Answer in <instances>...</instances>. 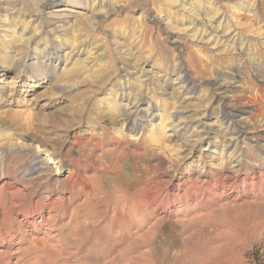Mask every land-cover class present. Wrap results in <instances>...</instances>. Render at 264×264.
<instances>
[{"label": "rangeland", "instance_id": "1", "mask_svg": "<svg viewBox=\"0 0 264 264\" xmlns=\"http://www.w3.org/2000/svg\"><path fill=\"white\" fill-rule=\"evenodd\" d=\"M46 1L0 0V103H5L4 107H0V112L7 114L0 115V159L4 158L6 166L11 165L13 171H27L31 158L35 156L34 146L38 145L24 132L14 135L10 130L13 126V111L27 108L33 114L45 108L44 112L52 114L71 103L74 107L85 103L91 111L77 114L68 110V113L61 114V118L78 121L66 131L60 156L55 157L64 160V173L59 179L65 180L67 168L72 163L70 159L79 158L85 162V156L93 154L91 159L96 158L100 163L97 161L93 174L97 173L99 182L104 181L107 197L96 200L92 198L87 207L96 208L102 214L104 205H110L114 210L110 211L109 217L113 214L118 215L117 219L122 216L120 211L115 210V206L120 205V199L113 197L117 196L116 191L134 193L155 178V181L166 179L164 181L173 180L177 184L180 177H186L201 185L206 173L219 176L231 173L230 169L236 167L237 158L243 154L246 161H249L247 157L251 153L255 158L258 153L264 157V34L261 33L264 21L257 12L243 10L242 5H248L246 0H212V3L208 0H179L186 8L178 2L167 0L159 4L150 0H64L61 4L63 6L57 3L44 8L43 3ZM258 2L252 0L254 5ZM60 10L63 11L58 12ZM220 13L223 14L221 19ZM60 14L61 17L73 18H63L64 21H71L65 23V32L50 35L42 31L41 28L47 25L51 28V24L60 20L56 18ZM169 33H174L175 38L183 43L181 52L173 47L172 34ZM33 37L36 42H32ZM57 43H61L64 50L61 56L63 63L59 64L56 72L61 75L74 68L83 69L81 78L69 79L65 76L52 81L45 78L46 68L41 65V60L45 58L38 52L43 50V46L51 47ZM78 51L81 52L77 61H72V54ZM128 71L138 72L137 75H131V78L123 79L121 76ZM185 74L190 77V85L184 83ZM35 76L40 78L36 80ZM192 83L196 88L194 94L188 91ZM46 92L52 96H43L42 93ZM76 93L80 94L79 98L71 102L70 97ZM122 96L126 99L123 102ZM14 98L16 105L12 101ZM139 99L146 102L143 106L145 110L140 111V114L149 111L152 115L141 133H133L121 115L122 108ZM109 104L116 107V110L109 112ZM94 108L97 113L93 112ZM8 109L11 111H6ZM175 113L177 117L173 116ZM226 113L235 114L231 123H223ZM237 129L246 130L248 137L243 141L238 140L237 150L229 155L227 150L236 143L234 132ZM78 131L84 144L72 145L75 142L74 133ZM8 137L12 138L10 142ZM66 150L70 151L69 158ZM48 153H51L50 150L43 154L45 156ZM244 164L249 169V164ZM51 169H46L43 174L47 179L49 174L52 175ZM13 171L8 168L5 174L4 169L0 171V188ZM20 176L17 174L16 179H20ZM46 177H39L41 181H28L27 190H35L34 193L38 194ZM19 187L23 188L22 185ZM78 202H82V198L73 202L75 204L71 206L70 214L71 211H76V216L82 214L77 209ZM4 203V199H0L2 207ZM175 206L178 207L172 209L175 211L171 218L163 219V223L158 225L161 227L157 228L152 245L142 243L141 250L148 252L144 264H187L182 256L174 257L175 252L183 246L191 248L197 244L200 235L194 233L201 228L200 225L199 229L197 225L187 229L182 227L183 223L179 221L190 218L184 214H193V217L199 216L205 219L203 221H209L206 229L211 232L226 222L230 225L235 223L233 227L239 235L232 240V244L237 245L240 251L239 248L235 254L221 251L214 256L212 264H223L231 258L233 264H264V228L261 229L264 225H260L263 231L258 235L252 232L254 223L264 221L263 205H247L250 208L236 206L222 210L213 199L198 195L197 201L194 200L187 210L181 209L184 205L180 206L178 202ZM136 219H141V215L134 214L132 223ZM65 220L57 221V228L52 231L54 235L59 233L62 224L69 223L70 218ZM83 220L79 218V221ZM152 221L143 225L144 232L155 220ZM116 222L115 230L110 228L111 225L104 224L106 220L98 225L81 224L79 230L70 224L65 228L63 226L61 232L70 248H76L71 252L76 253L80 249L70 264L84 261L87 249L92 250L91 254L97 257L90 260L91 264L116 261L125 245H133L135 239L133 234L127 236L126 221L120 225L122 236H118L116 232L119 230L116 227L119 224ZM107 225L109 228L102 232L100 227ZM193 227L196 228L194 231ZM135 228L132 233L136 231ZM32 235L35 234L28 230L27 236L32 238ZM72 237L80 243L76 245ZM121 237L122 240H129L123 244ZM116 240L120 244H114ZM135 244L133 250L135 246L140 250L141 243ZM10 262L17 263V257H13ZM129 263L139 262L134 258Z\"/></svg>", "mask_w": 264, "mask_h": 264}, {"label": "bare ground", "instance_id": "2", "mask_svg": "<svg viewBox=\"0 0 264 264\" xmlns=\"http://www.w3.org/2000/svg\"><path fill=\"white\" fill-rule=\"evenodd\" d=\"M151 1H153L154 4L156 2L157 3L158 2H160V3L165 2L164 0H150V2ZM208 1H210L212 3V0H208ZM64 2H65L64 0H47L46 2L43 3V7L49 8V7L55 6V4H57V3H59L60 6H63L61 4H63ZM167 2H172V3L178 2V3H180V6H184V8H186V6L182 5L181 1H179V0H167ZM246 2L248 3V5H246V4L242 5L243 10L247 9V11H249V12H251V11L257 12L260 19L262 21H264V0H259V2L256 5L252 4V0H246ZM199 3L201 4V2H199ZM249 4H250V6H249ZM216 8H218V7L216 6ZM190 9H194V8L191 7ZM61 11H63V10H60L58 12H61ZM220 14L221 15L219 16V19H221V17L223 16L222 13H220ZM216 16H217V14H216ZM239 16L236 18H239ZM56 18L60 19V20L51 24L52 25L51 28H50V25L49 26L47 25V26L41 28V29H43L42 31H44L50 35H52V33H54V32L61 34V33L65 32V29H64L65 23L71 22V21L70 22L64 21V19H70V20L73 19L72 17H67V16H66V18L64 16L61 17V14H60V16H56ZM214 19H217V17ZM214 21H216V20H214ZM254 24H256V23H254ZM253 26H255V25H253ZM251 28H252V26H251ZM262 29H263V31H261V33L264 34V25L262 26ZM246 30H248V29H246ZM234 31H232L231 34ZM249 32H251V31H249ZM169 34H172L171 42L173 44V47L177 50H180V52H181L182 47H183V43H181L180 41H178L175 38L174 33H169ZM31 40H33L32 42H36L35 37H33V39H31ZM57 40H58V38H57ZM63 50H64V46L61 43H59V44L57 43L51 47L43 46V50L38 52V53H41L42 55H44V58H45L44 61L41 60V65L44 68H46V72H45V74H46L45 78L46 79H48L50 81L54 80L55 78L60 80L62 77H65V76L69 79H76V78L79 79L83 75V69L81 70V69H76V68L69 70L68 72L64 71L65 72V74L63 72L64 75L63 74L60 75V73L56 72L59 69V64L61 65L63 63V59L61 58ZM80 52L81 51H78L75 54H72V55H74L72 61H74V60L77 61L78 55H80ZM52 69L54 71H52ZM137 72L138 71H132V72L128 71V72H125L121 77L123 79H126V78L130 77L131 75H137ZM38 78H40V76L34 77V79H36V80ZM184 83H186V84L190 83V77L187 74H185V76H184ZM193 85L194 84L192 83V85L188 89L190 94H194L196 92V88ZM17 93H20V92L17 91ZM166 94H169V93H166ZM42 95L43 96L46 95L47 97L52 96L51 93H49V92L42 93ZM79 95H80L79 93H76L75 95L71 96L70 101L71 102L76 101L79 98ZM18 96H20V94H18ZM40 97H41V95H40ZM125 100L126 99L124 98V96H122L121 102H123ZM5 101H8V100H5ZM12 101L16 105L15 98L12 99ZM1 102H3V101H1ZM147 103H149V102H147ZM71 104H69V106H67V107H62L60 110H57L52 114H47V112H44L45 108H43V109L40 108L36 113H33V114L27 108L13 111L14 115L11 116L13 118L12 119L13 122H11V123H13V126H12V128H10V130L13 132L14 135H20L21 132L22 133L24 132V134L29 136L31 139H33L34 141H37L38 145L34 146L33 150L35 151V156L33 158H31V160L29 162V168L25 172H23V171L19 172L20 170L19 171L18 170L13 171V169H11V167H10L11 165L6 166V163H5L6 161L4 160V158L0 159V171L2 169H4V174L6 173L7 168L9 170L13 171V172H11L12 174L9 175L8 181L5 182L2 185V187L0 188V199H4V202H5L3 207H2V205H0L3 208L2 209V216L0 218V263L1 264H10L11 263L10 260H12L13 257H17V263H15V264H70L71 260L73 261V259H75L74 257L78 255V252L80 249H78V251L76 253L71 252L76 248H70V246L68 244V240H66V238L64 237L65 235H63V232H61L62 227L64 226V228H65L68 224H70L69 226H71L73 228L75 227V229L79 230L80 229L79 226L81 224L83 226H84V224H85V226H90L91 224H97L98 225V223L105 222V220L107 223H104V224L105 225L106 224L111 225L110 228H113V229L115 228L114 222H116V221L118 222L119 225L118 226L116 225L117 226L116 228H118V230H119L116 232V234L118 236H122V232H121L122 227L120 225H121V223L126 221L128 225H127V227L125 225L124 228L126 227L125 229L127 230V236H129L130 234H133L135 237V239H133L134 244L137 242L141 243L139 245L140 250L136 249V246H137L136 244H135L136 246H135L134 250H133L134 244L128 245V246L125 245V248L122 249L121 254L118 256V259L116 258L117 259L116 260L114 257V259L116 261L110 262V259H108L110 262L109 264H128L130 261L134 260V258H135L136 262H139L138 264H144L145 261L147 260L146 255L148 254V252H143L141 250L142 243L144 245H146L145 243H147L148 245H152L153 236L156 234L157 228L160 229V227H161V225H160V227H158V225L163 221V219L171 218L173 211H175L172 209L175 207H178V206H175L177 202L180 204V206L184 205V207H181V209L184 208L185 210H187L189 205H191V203L194 200H195V202L197 201L198 195H204L207 199H211V200L213 199L215 203L217 202L218 207H220L219 209H222V210L226 209V208L228 209V207L233 208L236 206L237 207H243V206L245 207L247 205H254V206L263 205L264 206V157H261V155L258 153L257 157L255 158L254 155L250 152L251 154L249 153L250 155L247 157L249 159V161H246L244 159V156H245L244 154H243V156L241 155L239 158H237L236 167L230 169L231 173L228 172V173L221 175V176L206 173V175H204L205 177L201 181V183H202L201 185H197L196 181H192L191 179H189V178L187 179L186 177H185L186 179L184 177H180L177 184H174L173 180L164 181L166 179H164L162 181L163 182L162 183L160 181H155V179H156L155 178L156 176H155L154 180H149V182L146 184L145 187H142L140 190H137L134 193L126 194L123 192L120 193V192L116 191L115 195H117V196H113V195L112 196L114 198L117 197L120 199V201L118 200L120 202V205L117 207L115 206V210L120 211L119 214L122 215V216L118 217V219H117V216H118L117 214H113L111 217H109L110 211L114 210L113 208H110V205H106V204H105L106 206L104 205V209L102 211L103 212L102 214H101V211L96 209V208H88L87 204L91 202L92 198H94V200H96L97 198L100 199L102 197L103 198L107 197V191L105 190L106 187L104 186V181L101 180L99 182L98 180L100 179V177H97V173L93 174L95 172L94 171L95 165H96L98 159H96V158L91 159L93 154H88L87 156H85L87 159L85 162H81L80 160H78L79 158L78 159H76V158L70 159L69 161H71L72 163H71V167L67 168V170H68L67 176H66V178L64 177L65 178L64 181H60L59 178L62 175V173H64L63 172L64 171V164H63L64 160L63 161H62V159L57 160L55 158L56 156H60L61 149H62V146L64 143L63 140L66 137V131L68 129H70L72 127V125H76V121H78V120H76V121L72 122V120L70 121V120L61 118V114L66 113L68 110H72L73 112H75L77 114L91 111V109L85 103H84L85 105L80 104V105H77L75 107ZM144 104H146L145 100L139 99L137 102L127 103L124 106L125 108L124 107L122 108L123 110H122L121 115L123 117H125V119L127 120L128 124H129L128 128H129L130 132H133V133L140 132L141 133L142 128L145 126V124L149 120V117L152 115V113L149 111H147L146 113L140 114V111L145 110L143 108ZM4 105H5V103L4 104L0 103V107H4ZM46 106H48V104ZM91 108H92V106H91ZM100 108H102V107H100ZM107 109L109 112H112V111L116 110V107L109 104ZM6 111L10 112L11 110L8 109ZM93 112L94 113L96 112L95 108L93 109ZM1 114L7 115L6 112H3V113L0 112V115ZM139 114H140V116H139ZM134 115H136V116H134ZM177 115L178 114L175 113L173 116L177 117ZM234 117H235V114H230V113L224 114L223 123H229V122L231 123V121ZM9 121H10V119H9ZM150 123H151V121H150ZM234 133L236 135V137L234 139L236 143L233 147L231 146L227 150L229 155L234 154V152L237 150L238 140L243 141L244 139H246L248 137V132L246 130H243V129H237ZM73 138H74L75 142L72 143V145L84 144V140L80 136V131H78L77 133H74ZM11 139L12 138H9L8 142H10ZM7 145L8 144H6V147H7ZM86 145H88V144H86ZM19 146H21V145H19ZM67 149H69V148H67ZM48 150H50L51 153L50 154L48 153L47 155L45 154V156H44L43 153L48 152ZM101 154H99V155L101 156ZM66 155L68 156V158L70 157V151L69 150H68V152L66 150ZM115 156H117V155H115ZM262 156H264V155H262ZM98 158H100V157H98ZM81 159H83V158H81ZM21 161H23V160H21ZM67 161H68V159H67ZM101 162H103V161H101ZM244 162L246 164L247 163L249 164V169L245 168ZM98 163H99V161H98ZM50 164L53 166H50ZM49 168L50 169L52 168L51 170H53V172L51 171L52 175L49 174L50 176L47 179V177L43 174L45 173L46 169H49ZM96 170H97V168H96ZM17 174L21 175L20 179H16ZM41 176L46 177L45 181L43 180L44 186L41 187L42 188L41 191H39L37 194L36 192L34 193L35 190L33 192L29 189L27 190V186L29 185L28 181L31 182V180L38 179L39 177L41 178ZM38 180L41 181L40 179H38ZM19 185H22L23 188L19 187ZM66 194H69V196L66 197ZM213 195H215L214 198H213ZM81 198H82V202H80V203L78 202L79 204H78L77 209L80 212H82V214L79 216H76L78 214V213H76V211H71V214H70V208L73 204H75L73 202H76V201L80 200ZM128 201H129V205H128ZM121 203H125V204H121ZM205 204H204V206H205ZM130 205H131V208H130ZM208 206H211V205H208ZM205 207H207V206H205ZM247 207H249V206H247ZM199 209H201V208H199ZM240 209H242V208H240ZM180 210H179V212H181ZM197 212H198V210H197ZM202 213H203V211H202ZM103 214H104V216H103ZM134 214L135 215L140 214L141 219H136V220H134V223H132L131 218ZM142 215L145 216L144 219H143ZM160 215H162V216L160 217ZM192 215L191 214H189V215L184 214V216H190V218L188 217L184 220H180L179 222L182 221V223H183L182 227H184L186 229L188 227L194 226V225L195 226L197 225L196 228H198V225H200L201 229L194 233V235H196V234L200 235V237L198 239V243L193 245V247H191V248H187L188 245L181 247L179 249V251L175 252L174 257L182 256L184 258V261L187 264H212V259H214V256H216L221 251H225V252L229 251L233 254L238 252L237 248H239V247L236 248L237 245L232 244V240L234 241V238L239 235L238 232L236 231V228L233 227V224H235V223L230 225L229 223L227 224V222H226L225 224H222L220 227L216 226L218 228L215 229V231L211 232V231H208L206 229L208 223H210L209 221L206 220L207 221V223H206V221H203L205 219H203L199 216L193 217ZM80 217H81V219H84V220L79 221ZM210 217H212V215H210ZM67 218H70V221H68L69 223L67 225L62 224L59 228L60 229L59 233H55L56 235H54L52 233V231H53V229L57 228L56 227L57 221L58 220L64 221ZM151 218H152V220L154 219L155 221H154V223H152L153 225H150L151 227L146 232H144L142 229L143 225H145L148 221L150 223L153 222L152 220H150ZM199 218L201 219V221ZM65 222H67V221L65 220ZM61 223H64V222H61ZM262 224L264 225V221H263V223L261 222V223H256V224L254 223L253 224L254 225V227H253L254 231H252L253 234L258 235V233L261 231V229L264 228L262 226H261L262 227L261 229L259 228L260 225H262ZM134 227H136L135 228L136 231H134V233H132V229ZM100 228L102 229V232H103L109 227L107 225L106 227H100ZM24 229H26L27 231H25ZM193 229H194V227L192 228V230ZM28 230L31 231L33 234H35V235H32V238H29L27 236ZM142 232H144V233H142ZM203 234H206L205 238H203ZM261 235H263V234H261ZM67 236H69V235H67ZM77 239H79V238H77ZM128 240L129 239H127V238L122 240V237H121L120 241L123 242V244H124ZM72 241L76 245H78L77 243H80V241L73 239V237H72ZM240 242L241 241H239V243ZM75 244H74V246H75ZM114 244H120V242H118L116 240L114 242ZM77 247H79V246H77ZM118 248H121V247H118ZM243 248H245V247L243 246ZM93 251L97 252L98 250L94 249ZM239 251H240V248H239ZM85 253H84L85 254L84 255V261H82V262L80 261L79 264H91L90 260L91 259L95 260V258H97L96 254L95 255L91 254L92 250L89 251L87 249V252H85ZM238 254H240V253H238ZM135 255H136V257H135ZM226 255H228V254H226ZM107 256H105V260H106ZM111 258H113V257H111ZM225 259H227V258H225ZM231 260H232V258L230 260L227 259L224 261L223 264H233L232 263L233 260L232 261ZM246 263L248 264V262H246ZM246 263H244V264H246ZM107 264H108V262H107Z\"/></svg>", "mask_w": 264, "mask_h": 264}]
</instances>
